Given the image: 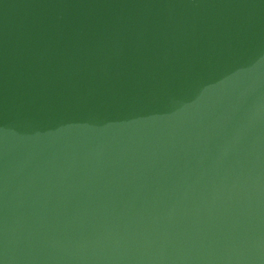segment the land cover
Returning a JSON list of instances; mask_svg holds the SVG:
<instances>
[{"label":"water","instance_id":"1","mask_svg":"<svg viewBox=\"0 0 264 264\" xmlns=\"http://www.w3.org/2000/svg\"><path fill=\"white\" fill-rule=\"evenodd\" d=\"M0 264H264V0H0Z\"/></svg>","mask_w":264,"mask_h":264}]
</instances>
